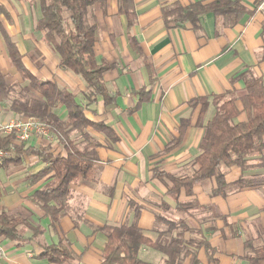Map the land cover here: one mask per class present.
<instances>
[{
	"label": "crops",
	"instance_id": "0c3cea01",
	"mask_svg": "<svg viewBox=\"0 0 264 264\" xmlns=\"http://www.w3.org/2000/svg\"><path fill=\"white\" fill-rule=\"evenodd\" d=\"M214 1L133 0L131 16L122 13L120 0H100L90 8L88 21L98 28L94 52L99 62L116 66L104 74V81L117 99L107 105L99 98L86 115L92 122L109 126L118 140L89 130L101 145L95 175L90 181L72 185L69 212L57 228L49 225L48 217L31 200L45 180L37 182L29 177L46 164L26 155L18 165L7 164L0 169V214L21 217L41 230L31 239V229L23 225L19 228L21 241L3 239L0 264H102L107 238L99 229L134 222L155 239L170 222L184 220L189 229L202 232L212 249L185 244L197 252L199 264H248L245 242L264 245V184L222 196L213 193L217 181L211 179L196 185L192 196L182 191L175 198L168 193L167 182L153 176L155 170L178 177L194 172L204 135L200 123L209 122L216 112L210 106L201 121L203 107L194 105V100L234 90L244 92L241 77L246 72L264 83V11L260 9L264 0H231L247 12L239 21L232 15L209 13L200 18L198 29L191 23L167 26L165 9ZM0 6L9 14L8 18L1 17V25L23 55L25 67L40 81L55 82L82 101L85 81L60 67L59 56L37 29L41 17L38 0H0ZM132 39L142 53L134 49ZM0 72L10 85L22 82L11 65L1 32ZM140 91L144 93L140 95ZM0 117L24 116L0 102ZM60 117H67L63 107ZM244 120V115L238 118ZM182 125L184 136L168 150L180 138ZM42 143L48 142L36 139L26 145ZM51 145L56 152L62 151L58 143ZM238 170H228V182L243 176ZM256 175L250 171L245 178ZM184 238L188 241L201 235L186 232ZM59 242L68 244L73 256L52 263L42 256L44 248ZM141 254L149 257L151 261H146L150 263L164 264L165 258L156 251L144 249ZM184 264H190V258Z\"/></svg>",
	"mask_w": 264,
	"mask_h": 264
},
{
	"label": "trees",
	"instance_id": "16d2710c",
	"mask_svg": "<svg viewBox=\"0 0 264 264\" xmlns=\"http://www.w3.org/2000/svg\"><path fill=\"white\" fill-rule=\"evenodd\" d=\"M99 1L38 0L41 17L37 22V29L43 33L47 45L59 56L60 67L85 81L86 91L82 101H78L70 91L55 82L40 81L25 67L23 55L1 25V17L8 18L9 14L0 6V32L6 41L11 65L22 78L21 83L10 85L0 72V102H7L10 109L22 114L24 118H37L46 124L64 151L56 152L48 143L27 146V143H18L13 136L2 137L0 146L8 154L0 160V169L7 164L18 165L26 155H34L46 164L41 172L29 177L37 182L45 180L44 186L31 196V200L48 217L49 225L53 228H57L61 219L69 212L72 185L80 180L90 181L94 178L97 150L101 145L89 130L94 129L118 140L109 126L92 122L86 115L99 98L107 105L117 99L110 93L104 81V74L116 66L97 60L94 46L98 28L95 23L90 24L88 21L90 8ZM120 3L122 13L131 16L134 12L133 0H120ZM209 13L232 15L236 21L247 14L239 2L233 3L231 0H215L208 4L199 2L187 7L176 5L164 10L169 28L191 23L198 29L200 18ZM130 21L133 22L131 17ZM131 44L138 53H142L136 40L132 39ZM143 59L146 63L147 58L143 56ZM241 79L246 86L242 93L234 90L225 95L209 99L199 98L192 102L203 107L201 121L210 106H214L216 112L209 122L200 123L204 128V135L199 145L201 154L194 160L195 170L192 174L178 177L167 172L154 171V177L167 182L171 196L179 198L182 191L187 196H192L196 185L211 179L217 181V188L213 193L222 196L264 184L263 177L245 178L249 169L264 171V83L262 78L251 72L244 73ZM14 93L17 96H13ZM143 93L139 92L140 95ZM62 107L67 112L66 119L60 117ZM242 115L245 120L238 121ZM183 127L185 125L180 129V138L168 150L181 141L184 136ZM74 135L77 137L74 138ZM223 167L228 170L239 169L243 176L237 181L228 182L226 174L221 172ZM2 197L0 188V202ZM23 225L31 229V239L41 231L28 220L1 213L0 243L3 239L21 241L19 228ZM99 231L107 238L102 264H153L141 259L140 254L144 249L160 253L165 258L164 264H184L188 258L190 264H199L197 252L185 244L202 245L212 251L202 232L189 229L184 220L170 222L167 230L160 232L155 239L148 237L135 222L121 226L106 225ZM186 232L193 235L199 233L201 238L186 241ZM245 246V259L248 264L264 263V245H255L252 240H247ZM42 256L52 263H60L70 259L73 254L68 244L59 242L46 246Z\"/></svg>",
	"mask_w": 264,
	"mask_h": 264
},
{
	"label": "built area",
	"instance_id": "2783aa9c",
	"mask_svg": "<svg viewBox=\"0 0 264 264\" xmlns=\"http://www.w3.org/2000/svg\"><path fill=\"white\" fill-rule=\"evenodd\" d=\"M264 11V3L260 6ZM12 120V121H11ZM10 121L0 117V138L13 136L18 143H29L32 140L53 141L50 128L37 118H15ZM8 152L0 146V160L7 156Z\"/></svg>",
	"mask_w": 264,
	"mask_h": 264
},
{
	"label": "rangeland",
	"instance_id": "374dc122",
	"mask_svg": "<svg viewBox=\"0 0 264 264\" xmlns=\"http://www.w3.org/2000/svg\"><path fill=\"white\" fill-rule=\"evenodd\" d=\"M72 91V90H71ZM13 96H17V93H14L13 94ZM2 104V106H6V107H8L9 108V104L7 103V102H5V103H1ZM20 118V117H19ZM13 119H15V118H13ZM4 120H6V121H10L11 119H4ZM12 121V120H11ZM52 138H53V141L51 142V144H53V145H56L57 143H58V141H57V139H56V137L52 134ZM253 164H255V162H253ZM251 169H249V171H250ZM238 171H240V170H238ZM249 171H247V173L249 172ZM221 172L222 173H224V174H226V176H230L231 174H230V172H228V169H226V168H222L221 169ZM252 172H254V174H258V175H256L255 176V178L254 179H261L262 178V173H264L263 171H257V170H252ZM210 182H207V184H209ZM154 253V252H153ZM155 254V253H154ZM157 254V253H156ZM140 257H141V259H143V260H145L146 261V259L147 260H150V258L149 257H146V255H144V254H140ZM154 261H155V259H153ZM151 261V260H150ZM155 264V263H154Z\"/></svg>",
	"mask_w": 264,
	"mask_h": 264
}]
</instances>
